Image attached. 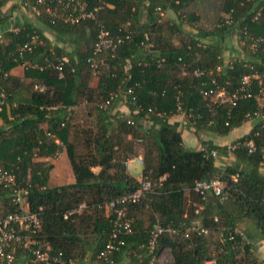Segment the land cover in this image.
<instances>
[{
    "label": "trees",
    "instance_id": "trees-1",
    "mask_svg": "<svg viewBox=\"0 0 264 264\" xmlns=\"http://www.w3.org/2000/svg\"><path fill=\"white\" fill-rule=\"evenodd\" d=\"M75 2L77 9L80 5L87 11L100 7L96 20L65 23L43 12L35 0H22L25 9L40 11L33 13L37 24H15L8 29L14 8L4 12L8 0H0V77L7 94L0 112V164L13 170L17 182L27 188L24 198L29 211L38 213L41 221L34 238L47 244L50 254L62 252L75 264L74 259L81 264L86 257L91 264H162L157 261L161 250L172 257V264H264L254 246L255 240L264 241V122L246 118L248 113L264 111L256 96L257 83L251 80L245 86L251 97L238 98L234 105L203 98L200 93L213 88L214 79L229 96L241 86L243 77L264 74V0H223V15L211 31L196 28L199 38L184 28L185 24L194 28L199 21L190 10L195 0ZM158 11H170L176 19H163ZM97 22L124 42L113 54H105L106 67L93 76L87 60L96 43ZM231 30L240 41L244 31L261 38L257 52L246 45L245 56L225 63L224 48L210 39ZM43 31L64 40L71 52L52 44ZM33 40L32 52L24 57L23 77L10 74L22 64L17 49ZM45 59L55 64L66 61L61 62L60 72L31 67L42 65ZM195 70L204 74L196 77ZM35 84L44 90H35ZM119 88H131L134 99L127 95L102 107ZM116 104L125 111L112 113ZM71 106L75 109L68 111ZM178 106L184 113L183 127L192 131L203 151L186 147L181 124L170 120L178 115ZM92 112L96 114L94 127L75 120ZM246 123H252L250 131L230 144L234 146L230 153L227 146L200 137L212 133L223 138ZM54 139L62 144L74 181L48 187L53 166L47 158L57 149ZM212 150L221 158L229 153L233 162L220 167L210 155ZM139 155L141 178L155 187L128 206L131 233L120 237L124 245L104 261L98 255L114 222L106 204L138 189L139 180L127 173L125 162ZM215 177L223 182L222 200L211 195L202 200L191 190L194 182ZM81 206L79 214L63 219L64 213ZM0 210H17L11 204V192L2 187ZM155 223L175 229L176 234H160L150 248Z\"/></svg>",
    "mask_w": 264,
    "mask_h": 264
},
{
    "label": "built area",
    "instance_id": "built-area-1",
    "mask_svg": "<svg viewBox=\"0 0 264 264\" xmlns=\"http://www.w3.org/2000/svg\"><path fill=\"white\" fill-rule=\"evenodd\" d=\"M75 1L76 0H35V5L41 7L43 9V12H45L47 15L59 18L65 23L77 24L85 20H96L95 12H97L100 7H95L92 10L87 11L85 7L80 5L77 9V6H75ZM22 7L24 8V6ZM69 9H71V12H64L65 10ZM32 13H34V15H38L40 14V11L34 8L32 10ZM258 15L259 12H257L254 16V20L258 17ZM96 24L98 29L96 43L94 45L92 55L87 60V63L89 64V68L91 70V74L93 76H99L101 74L102 68L106 67L107 57H105V54H113L114 51L124 42V38L122 37H112L104 25L98 22ZM243 33L244 38L241 40V44L243 46L248 45L249 49L252 52H257L262 39L249 36L246 31H244ZM1 37L2 32H0V40ZM128 38L129 37H125V39ZM33 45L34 40L30 43L21 45L17 49V58L22 61L21 65L23 67L25 64L24 57L26 56V54L32 52ZM63 61L65 62L66 59H63L61 62ZM61 62L55 64L52 59H45L42 65L32 64L31 67L39 70H43L45 68H53L60 72L62 66ZM217 71H220V69H217ZM203 74L204 73L202 71H194V75L196 77H200ZM251 80H254L257 83V98H264V74L256 73L252 76L243 77L241 86L229 96L226 94L225 89L220 88L214 79H211V85L213 86V88H210L208 90H201L200 93L203 98H215L216 100H220L222 102L227 101L231 105H234L238 98L241 99L251 97V93L245 91V86L249 85L251 83ZM33 88L39 92H42L44 90V86L40 84H35ZM127 95L131 96L132 99H134L133 90L131 88H127L125 90H120L119 88L117 92L109 94V98L105 101L102 107L106 108L113 100L117 98L122 99ZM6 104L7 94L1 85L0 77V112L2 111L3 107L6 106ZM48 109L53 108L51 107ZM180 110V106H178L177 114H180L184 117V113ZM189 117L191 116L189 115ZM246 118L249 122L253 120H260L264 122V111H254L252 113H248L246 114ZM49 136L52 137L50 134ZM54 141L60 147L62 146L58 139H54ZM248 146L250 150H252V145L248 144ZM233 148L234 146L227 145V150L229 153ZM200 150L203 151L204 148H200ZM229 153H227V155L222 158H230L231 155ZM210 155L216 160L218 158H221L218 157L217 152L214 150L210 152ZM133 160L142 165V157L137 156L131 160H127L125 162V167L128 168V164ZM160 181H162V178L159 179V182ZM153 186L155 187V184H152L146 179L140 178L138 189L130 194H124L117 199L111 200L106 204V209L114 216L113 230L104 250L101 251L98 255L99 259L108 261V255L124 245V241L120 237L122 235H128L131 233V221L129 218H127V208L130 204H136L141 199L145 198L147 194L152 193ZM0 187L11 192V204L17 207L16 211L9 213H5L4 211L0 210V264L14 263V256L12 251L15 248H21L26 251V253L28 254V261L26 264H75L72 259L65 258L62 252H58L54 255L50 254L48 245L45 243H41L34 238V235L41 228V221L38 213L29 211L28 203L24 198L27 193V188L21 186L17 182L13 170L5 169L1 166V164ZM191 190L201 196L202 200H205L209 195L214 196L219 200H222L224 198L223 182L217 177L209 181H196L194 182ZM81 208L82 206L75 211L64 213L62 215L63 219L67 220L73 213L79 214L81 212ZM195 213H198V210H195ZM199 228L200 227H192L191 230H195L203 234L207 233V230ZM163 233L176 234V231L171 227L164 228L158 223L153 224L148 246L150 248H153L156 238ZM233 233L239 232L233 231ZM163 254L164 250H161L158 253L157 258L162 259Z\"/></svg>",
    "mask_w": 264,
    "mask_h": 264
},
{
    "label": "rangeland",
    "instance_id": "rangeland-1",
    "mask_svg": "<svg viewBox=\"0 0 264 264\" xmlns=\"http://www.w3.org/2000/svg\"><path fill=\"white\" fill-rule=\"evenodd\" d=\"M194 3L195 5L190 10H192V12H194L195 14H198L199 21L198 23L195 24L194 28H189L188 25L186 24L184 25V28L192 36L199 38V34L197 33L196 28L199 30L211 31L212 28L217 24L216 23L217 19L223 15V11H222L223 0H195ZM188 9L187 10L184 9V11L189 12ZM159 16L163 19L166 17H169L170 20L176 19L175 16L170 11H161L159 12ZM52 40H53V43L63 46V47L66 43L64 42V40H60L54 36H52ZM207 40L209 39L207 38L203 39L204 42H208ZM210 40L219 43L224 48L223 56H224L225 63L231 60L232 57H236V56L243 57L246 55L244 46L241 44V41L238 35L236 34L235 30H231L227 32L223 37L214 38ZM175 41L178 42L177 39H175ZM259 104L262 106L264 105L263 97L259 98ZM119 107L120 106L116 104L113 107V110L114 109L119 110ZM95 115H96L95 112L94 113L92 112V114L87 115V116L78 115L75 117V120L77 121V123L82 124L84 126L94 127L96 125ZM251 124L252 123H246L240 128L233 130L229 135L223 138L218 137L212 133H202L200 134V137L204 140H210L217 145L227 146V145H230L237 138L247 134L250 131ZM192 135H193L192 131L191 132L189 131V135H187L185 139V145L190 149H195L196 145L195 147H193V145L194 143H196V139ZM216 162L218 163L219 166L220 165L228 166L229 164L233 162V159L231 157L230 158H218ZM61 164L64 165L63 169L60 168ZM126 171L133 178L139 179L141 176L142 165L133 160L128 164V168L126 169ZM49 178H50V181L48 182L49 187H53L55 185H60V184L66 185V184H70V182L73 181L72 174H71L70 167H69L66 156H64L62 160L54 164V167L49 172ZM187 198H190V197H187ZM188 202H190V199H188ZM74 260L76 261L77 264H80V261L76 259ZM157 261L161 262L162 264H172V257L167 254V251H164L162 259H157Z\"/></svg>",
    "mask_w": 264,
    "mask_h": 264
},
{
    "label": "crops",
    "instance_id": "crops-1",
    "mask_svg": "<svg viewBox=\"0 0 264 264\" xmlns=\"http://www.w3.org/2000/svg\"><path fill=\"white\" fill-rule=\"evenodd\" d=\"M21 2L22 0H8V3L6 5V7L4 8V12H7L9 9L11 8H14L13 12H12V19L9 21L8 25H7V28L9 29L10 27L14 26L15 24H24V23H33V24H37V20L34 18V15L31 11L25 9L22 7L21 5ZM2 31V30H1ZM44 35L46 38H48L52 44H55L53 43V40H52V34L47 32V31H43ZM64 49L65 51L67 52H71V47L70 45H67L65 43L64 45ZM27 63V61L25 60V64ZM23 70H24V67L22 65H18L16 66L15 68H13L11 71H10V74L12 75H15V76H18V77H23ZM92 83L94 84L95 83V80L92 81ZM86 103L85 101L82 103V106H84ZM118 105V104H117ZM119 106V105H118ZM77 107V106H76ZM75 107L74 106H71L68 108V111H72L74 110ZM118 109H114L112 113L116 112ZM119 111L123 112L125 110H123L122 107H119ZM182 118V119H181ZM179 119V120H178ZM171 121L173 122H178L179 124H181V127L180 129L182 130V139H183V143L185 145V139L187 137V135H189V131H187L186 128L183 127V116L182 115H175L173 116L171 119ZM2 124V121L0 119V125ZM193 136V135H192ZM196 139V143H194L193 147H195L196 145V148L194 150H198L201 146V144L199 143L198 139L196 137H194ZM59 141V140H58ZM191 141V140H190ZM60 142V141H59ZM61 143V142H60ZM192 143V142H190ZM214 143V142H213ZM53 144L55 146H57V149L53 151V153H51V157L47 158V160L51 161L52 163V166L54 167V164L59 162L60 160H62V158L64 156H66V153L64 151L63 148H60L59 145H57V143L55 141H53ZM186 146V145H185ZM221 146V145H220ZM187 147V146H186ZM191 147V146H190ZM53 150V149H52ZM140 156V155H139ZM141 157V156H140ZM67 158V156H66ZM68 160V159H67ZM69 164V162H68ZM216 164L218 165V163L216 162ZM222 166H225V165H220V167ZM52 167V168H53ZM70 167V165H69ZM60 168L63 169L64 168V165L61 164L60 165ZM127 169V168H126ZM94 172H97L98 171V168H95L93 169ZM70 171H71V168H70ZM50 172V171H49ZM142 172V171H141ZM261 173L264 175V168L261 169ZM72 174V172H71ZM49 178V176H48ZM72 178H73V175H72ZM141 178V176H140ZM139 178V179H140ZM137 179V180H139ZM50 181V178L48 180V182ZM74 181V179H73ZM70 182V183H73ZM48 182H47V186H48ZM63 184H60V185H55V186H61ZM53 186V187H55ZM49 187V186H48ZM254 246H256V253L257 255L259 256L260 259L264 260V241L262 240H255L254 241ZM13 256H14V263L13 264H26L27 261H28V254L26 253L25 250L21 249V248H15L13 251ZM88 257L85 258L84 262L81 263V264H91L90 262H88Z\"/></svg>",
    "mask_w": 264,
    "mask_h": 264
}]
</instances>
